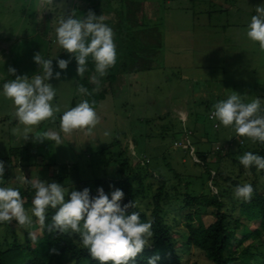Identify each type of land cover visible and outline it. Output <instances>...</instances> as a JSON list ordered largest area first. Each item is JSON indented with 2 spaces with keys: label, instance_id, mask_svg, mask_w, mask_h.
I'll use <instances>...</instances> for the list:
<instances>
[{
  "label": "rangeland",
  "instance_id": "rangeland-1",
  "mask_svg": "<svg viewBox=\"0 0 264 264\" xmlns=\"http://www.w3.org/2000/svg\"><path fill=\"white\" fill-rule=\"evenodd\" d=\"M217 1L174 0L167 4L166 16L158 17L155 24H149L158 27L163 34L162 44L171 28L176 33L183 28L191 30L195 42L191 38L175 36L174 44L164 49L166 53L162 51L163 67L125 77L120 87L115 85L112 89L106 85L109 92L94 107L99 123L90 136L74 133L63 137L61 134L63 144L59 146L54 141H35L48 130L59 131L60 114L35 126L28 134V140L23 139L22 132L13 135L12 129L18 127L14 108L11 101L0 95V161L5 164L0 187L11 186L22 191L24 187H31L30 180L40 179L48 183L54 171L59 170L50 165H66L69 179L57 183L67 189V200L71 191H80L81 184L92 186L97 179H118L120 164L128 159L135 169V176L151 175L145 180V185L152 183L153 190L157 188L156 180L162 177L169 181V185H178L182 196L177 197L179 201L173 203L174 208H178L185 192L189 191L192 196L216 194L217 189L211 186L207 170L201 166L196 153L207 152L226 174L234 170L239 172L237 165L230 161L220 162L222 157L219 158L216 150L219 144H223L224 154L235 153L238 137L235 131H214V123L209 120L213 105L226 100L233 91L249 102L256 98L254 93L258 89H264V53L246 37L247 25L256 14V7L264 4V0H224V7ZM55 2L60 3L61 0ZM72 2L63 0L62 9L44 12L46 17L37 23L41 13L36 0H0V90L8 79H15V76L8 75L9 67L15 68L20 76L38 74L39 66L33 57L40 52L45 59H53V78L49 80L57 93L53 103L63 111L84 100L78 93L83 77L77 75V68L68 65L66 70H60L57 64L62 49L55 43V27L62 14L69 15L73 9ZM98 2L103 16L117 10L116 6L125 5L121 0L117 3H108V0ZM120 18L123 22V17ZM42 21L43 25L36 33V27ZM212 23L220 25L219 29L227 28L226 34L220 30L211 35L200 29L202 25L206 27ZM114 25L117 24L111 22V26ZM228 40L232 44H224ZM56 72H60V79H55ZM258 92H261L258 96L264 98L263 90ZM204 131L213 137H204ZM246 170L248 172L249 169ZM175 174L184 176L187 179L185 184L182 181L178 183ZM150 193L148 191V198H139L143 206L150 201ZM34 195L35 189L30 197L31 205L25 210L32 224L21 227L14 220L0 223V242L13 241L15 233L22 243L27 235L33 240L41 236L40 224L31 214ZM23 201L26 203L28 199L25 197ZM204 211L202 220L207 225L213 223L214 209ZM173 214L177 216L173 232L185 234L187 211ZM237 217L238 210L234 213V218ZM254 226H259V223ZM238 233L240 235L242 231ZM185 253L189 264H211L195 247L186 249Z\"/></svg>",
  "mask_w": 264,
  "mask_h": 264
},
{
  "label": "trees",
  "instance_id": "trees-1",
  "mask_svg": "<svg viewBox=\"0 0 264 264\" xmlns=\"http://www.w3.org/2000/svg\"><path fill=\"white\" fill-rule=\"evenodd\" d=\"M98 1L74 0L73 9L69 14L74 11L76 17H82L92 11L99 17L103 13ZM112 1L118 2V0H108V3H112ZM121 1H125V5L123 7L116 6L115 12L119 17H123V22L114 25V28L111 26V22L105 21L114 33L117 51L115 65L107 70L105 76L99 77L95 72V63L89 57L86 64L87 70L79 82L80 86L87 88L90 93V95H83V99H87L93 107L98 106L109 92L105 88L106 85L112 89L115 85L120 87L126 80L125 77L129 78L163 67L162 34L158 27H151L149 24H155L158 17L167 11V3H172L174 0ZM43 17L46 16L43 15ZM124 24L128 26V31H124ZM41 25H43V21ZM60 58L70 60L69 65L77 68L74 57H71V54L63 49L60 52ZM93 75H97L99 90L91 80ZM230 128L220 126L218 130L214 131L217 133L223 130L232 131L233 128ZM203 135L204 137H213L205 131ZM236 146L235 153L218 152L217 155L219 158L222 157L220 162L230 161L234 166L237 165L239 172L234 170L226 174L216 161H212L208 157L207 152L198 151L196 153L201 166L207 170L211 186L215 187L217 192L213 195L201 194L200 196H192L189 191L185 192L178 208H174L173 205L179 201L177 197L182 196L177 189L178 185L171 186L169 181L162 177L156 180L157 188L153 190L152 183L148 186L145 185V180L151 175L146 173L144 176H135V169L132 168V162L128 159L123 160L120 164L118 179H97L92 186L81 184L80 191L89 188L90 195L95 197L97 189L102 187L110 199L111 192L120 189L124 193L121 205L133 201L136 207L129 211L139 212L141 222H151V230L154 233L152 244L137 257L136 264H148V259L153 256H159L156 264H189L185 251L191 247L202 251L211 264H258L259 261L264 264V170L257 171L255 167H251L247 172L238 160V157L246 152L264 157V143H247L245 140L244 145L237 142ZM23 159L25 160V158ZM50 166L59 168V170L54 171V175L48 179V183L55 181L61 183L69 179L67 177L69 174L65 171L69 168L66 165L51 164ZM175 176L178 183L182 181L185 184L184 176L181 174H175ZM244 183L252 185L254 189L252 198L248 202L241 199L236 201L234 189L237 185ZM186 184L189 185V183ZM135 185L138 187L136 188ZM148 191L152 193L149 196L150 201L143 206L139 198H148ZM32 193L31 187H24L20 191L22 199L25 197L28 199L24 203L25 210L31 205ZM210 208L214 209L215 221L207 225L202 220V213ZM237 210L238 217L234 218V213ZM55 211L51 208L47 210L45 223L43 225L39 223L41 236L34 240L30 235H27L22 243L15 233L13 241L0 242V264H98L97 261L91 259L87 250L82 248L78 235H61L49 231L48 225L51 223ZM176 211L180 213L187 211L186 232L183 235L172 230L173 225L177 222V216L173 214ZM256 222L259 223V226L253 227ZM239 230L242 231L240 235ZM176 234L177 236H175Z\"/></svg>",
  "mask_w": 264,
  "mask_h": 264
},
{
  "label": "clouds",
  "instance_id": "clouds-1",
  "mask_svg": "<svg viewBox=\"0 0 264 264\" xmlns=\"http://www.w3.org/2000/svg\"><path fill=\"white\" fill-rule=\"evenodd\" d=\"M36 7L41 15L37 23L43 19V13L53 8L62 9L63 0H36ZM256 14L251 17L246 28V37L257 44L259 51L264 53V4L256 7ZM63 13V12H62ZM55 43L65 52L71 54L77 63V75L83 77L87 70L86 64L91 57L95 63V72L99 77L107 74V70L115 65L117 59L114 33L105 23L103 15L97 17L89 11L86 16L77 18L74 11L65 16L62 14L55 27ZM34 62L39 66L38 74L31 77L16 74V69L9 67L8 79L0 90L6 100L11 101L14 118L18 127L12 129L13 135L23 133V139H29V133L41 122L54 119L59 115V131L48 130L35 141H54L57 146L63 144V137L74 133L84 136L93 134L99 123L97 112L87 99L81 100L75 107L61 109L54 104L56 88L49 80L53 78V59H45L40 52L34 54ZM70 60L58 59L60 70H66ZM60 79V72L55 73ZM99 90L97 75L91 77ZM80 95H90L84 86H78ZM261 98L256 97L249 102L237 92H232L226 100L213 105L212 117L219 123L217 127L233 128L236 136L247 137L251 142L264 143V112ZM239 163L249 169L264 170V157L246 152L238 157ZM5 173V164L0 161V177ZM35 189L32 200L31 214L43 225L49 208L56 210L48 229L51 232L76 234L82 248L86 249L92 260L98 264H136L137 257L150 247L154 233L151 222H141L139 212L132 211L136 207L133 201L121 205L124 193L120 189L111 192V198L103 188L97 189L95 197L90 189L71 191L65 200L67 189L58 183L42 182L40 179L28 181ZM254 189L251 184L237 185L234 196L245 202L250 201ZM16 221L21 227L32 224L31 217L26 213L20 191L14 187H0V223ZM55 251V250H53ZM159 256L148 259V264H156Z\"/></svg>",
  "mask_w": 264,
  "mask_h": 264
},
{
  "label": "crops",
  "instance_id": "crops-1",
  "mask_svg": "<svg viewBox=\"0 0 264 264\" xmlns=\"http://www.w3.org/2000/svg\"><path fill=\"white\" fill-rule=\"evenodd\" d=\"M134 1H152V0H134ZM155 1V0H154ZM218 2V4H219V6H221V7H224L225 6V4H226V2L224 1V0H218L217 1ZM72 3H74V0H73V2ZM70 4V5H73V4ZM169 3H171V2H168L167 4H169ZM224 5V6H223ZM168 6V5H167ZM166 11H164L163 13H162V16L161 17H165L166 16V14L164 15V13H165ZM70 15V14H69ZM104 17H105V21H108V22H113V23H115V24H118V23H120L121 22V18L118 16V13L117 12H115V10H113V11H110V13H107V14H105L104 15ZM77 18H80V17H77ZM165 21V20H164ZM124 26V31H128L129 30V28H128V26L127 25H123ZM220 26V25H219ZM219 26L215 23V24H208L206 27H205V24L204 25H202L201 27L202 28H200V29H202L203 31H206V32H208L209 34H211V35H216V31H222V32H224V34H226V29L227 28H225V29H219ZM40 27H41V24H39V26L37 25V27H36V33H38V28L40 29ZM169 27H170V24H169ZM170 31H171V33L170 34H168V36H166V37H164V43H163V49H162V51H164L165 53H166V51L165 50H167V48H168V46L169 45H172V44H174V42H175V36L177 37H180V38H191V40H194V42H195V39H192V32H191V30H185L184 28L181 30V31H178L177 33H176V31L175 30H173L172 28L170 29ZM213 31V32H212ZM215 31V32H214ZM169 32V31H168ZM163 33V32H162ZM174 33L176 34V35H174ZM179 33V34H178ZM162 36H163V34H162ZM219 36H220V34H219ZM229 37L230 36H226V38H228L229 39ZM231 39V38H230ZM229 39V40H230ZM227 41V42H225L224 44H232V42L231 41ZM215 42L216 41H214L213 42V44H215ZM165 44V45H164ZM217 44V43H216ZM165 49V50H164ZM168 53V52H167ZM171 54H176L177 52H170ZM230 71L232 70V69H229ZM125 81V80H124ZM260 90H263V92H264V89H258V91H260ZM258 91H256L255 93H254V95H255V97H259V98H261V101H262V103H261V107H262V109H264V103H263V101H264V98H262L261 96H258L259 94H261V92H258ZM244 102H245V100H244ZM213 111V110H212ZM261 115H264V112H261L260 113ZM234 131V129L231 131V132H233Z\"/></svg>",
  "mask_w": 264,
  "mask_h": 264
},
{
  "label": "built area",
  "instance_id": "built-area-1",
  "mask_svg": "<svg viewBox=\"0 0 264 264\" xmlns=\"http://www.w3.org/2000/svg\"><path fill=\"white\" fill-rule=\"evenodd\" d=\"M212 112H213V111H211L210 114H209V120L212 121V122L214 123V124H213L214 129H215V130H218L219 127H217V124H218L219 122H218L217 120H215L214 118H211V117H212ZM190 134H192V133H190ZM237 137H238V136H237ZM246 139H248V138H247V137H238V143H239L240 145H244ZM219 145H220V144H219ZM188 146H189V148H191V145H190V144H189ZM224 146H225V145L217 146V148H216L217 152H222V153H224V152H223V150L225 149Z\"/></svg>",
  "mask_w": 264,
  "mask_h": 264
}]
</instances>
